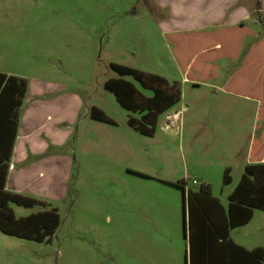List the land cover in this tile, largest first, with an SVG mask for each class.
Segmentation results:
<instances>
[{"label": "rangeland", "instance_id": "rangeland-1", "mask_svg": "<svg viewBox=\"0 0 264 264\" xmlns=\"http://www.w3.org/2000/svg\"><path fill=\"white\" fill-rule=\"evenodd\" d=\"M161 13L152 0H0V70L63 83L83 101L67 141L56 147L55 153H69L67 176L56 180L44 198L58 215L54 232L47 240L0 232V264H125L129 241L145 233L132 226L146 205L164 209L165 223L181 238L180 189L163 182L183 178L185 190L196 186L192 177L200 176L225 202L241 157L251 138H258L260 118L255 99L217 87L235 71L250 39L242 41L236 59L217 62L211 84L194 86L181 80L156 25ZM253 29L262 34L260 27ZM110 61L177 87L180 98L157 112L152 124L145 123L152 125L150 134L126 122L129 115L140 120L145 110L123 108L102 86L104 79L117 76ZM121 77L151 95L130 75ZM92 104L112 122L91 119ZM179 106V117H165ZM226 166L233 182L224 184ZM55 171L61 173V167ZM147 180L164 186L161 199ZM7 205L16 217L44 208Z\"/></svg>", "mask_w": 264, "mask_h": 264}, {"label": "crops", "instance_id": "crops-1", "mask_svg": "<svg viewBox=\"0 0 264 264\" xmlns=\"http://www.w3.org/2000/svg\"><path fill=\"white\" fill-rule=\"evenodd\" d=\"M152 1L156 9L162 11L156 19V25L165 41L167 38L173 44L172 48L166 41L171 54L172 49L177 54L178 61L173 54L172 56L183 82H191L194 86L211 84L210 81L217 75V62L236 59L242 41L249 38L250 41L239 58L235 71L217 89L225 94L226 91L241 94L259 103L253 94L264 84L261 63L258 68L250 69L245 78L230 82L232 91L226 90L227 82L237 72L248 50L257 43L264 42V26L255 17V0ZM259 4V12L264 20V0H259ZM253 27H260L262 34L257 35ZM233 28L246 31L239 38L236 53L230 57L215 58L217 53H226V30ZM259 50H264V44ZM0 72L25 78L9 71ZM25 80V90L16 111L15 135L7 160L3 188L47 202L44 198L49 196L54 182H63L67 176L69 153H55L56 147L67 141L69 126L76 119L83 101L75 89L67 88L63 83L40 80L32 76ZM261 105L258 138H251V143L238 165L241 171L234 182L228 173L229 181L233 183L225 191V202L222 203L215 197L209 186L210 195L220 207L207 208V217L204 218L198 213L194 214L193 228L188 229L181 188L173 184L174 181L163 182L180 189L181 238L175 236L173 227L165 223L164 209L156 205H146L140 211L142 219L135 220L132 226L133 230L142 228L145 233L142 239L129 241L128 247L131 250L125 264H247V251L260 247L264 254V214L255 212L256 209L264 211L263 209L251 207L250 216L246 221L226 227V196L238 181L243 166L248 162L264 161V100ZM182 110L183 107L179 106L171 113H166L165 117H179ZM62 123L64 125L60 127ZM56 166L61 167V173H56ZM225 168L229 170L227 166L223 170ZM192 179L195 182H192ZM190 180L196 186L187 187L185 190H196L199 183H207L200 176ZM146 185L157 190L158 200L164 196L161 195L165 191L161 182L149 180ZM182 186L184 190V184ZM231 215L234 220L239 219L240 208H231ZM261 263L264 264V259ZM252 264H255V259Z\"/></svg>", "mask_w": 264, "mask_h": 264}, {"label": "trees", "instance_id": "trees-1", "mask_svg": "<svg viewBox=\"0 0 264 264\" xmlns=\"http://www.w3.org/2000/svg\"><path fill=\"white\" fill-rule=\"evenodd\" d=\"M254 8L256 20L264 26V20L259 12V0H255ZM244 33L246 31L240 28L226 30V47L228 48H226V53H217L215 58L233 56L236 53L239 38ZM166 41L173 48V44L167 38ZM197 41L194 40V42ZM229 44L231 47H229ZM263 44L264 42H259L248 50L237 72L227 82L226 90L232 91L231 89L233 88L232 85H229L230 82L245 78L250 69L258 68L259 63L262 66V81L264 83V50H259ZM172 54L178 61L174 49H172ZM108 66L117 76L104 79L102 86L113 93L123 108L127 110H145L140 115V120L129 115L126 122L138 132L146 135L150 134L152 132V125L147 126L145 123L152 124L157 112L170 107L178 99L177 87L174 83L166 84L161 76L146 74L127 65L110 61L108 62ZM124 75H130L141 87L150 89L151 95L144 96L131 81L121 77ZM25 85V78L0 72V232L27 239L47 240L58 224V215L55 207L46 205L44 201L35 197L8 191L3 188L7 160L15 135L16 111L21 102ZM256 94H253L255 95L253 97H256L259 101L258 117L260 118L262 111L261 102L264 100V84L259 87ZM88 116L93 119L112 122L99 108L93 105L89 107ZM222 181L223 183L229 181L227 168L223 170ZM172 183L179 186L182 190L188 229L193 228L194 214L198 213L204 218L207 217V208L220 207L210 195L207 183L201 182L198 184L196 190L187 189L185 191L182 186L184 184L183 178ZM226 198L228 200L226 227L246 221L250 216L251 207H258L264 210V161L246 163L243 166V171L238 181L227 194ZM8 202L18 203L23 206H31L37 203L44 206V208L16 217L8 207ZM233 207L240 208L241 217L239 219H233L231 215V208ZM247 259V264H252L254 259L255 264H262L261 260L264 259L262 249L256 247L247 251Z\"/></svg>", "mask_w": 264, "mask_h": 264}, {"label": "built area", "instance_id": "built-area-1", "mask_svg": "<svg viewBox=\"0 0 264 264\" xmlns=\"http://www.w3.org/2000/svg\"><path fill=\"white\" fill-rule=\"evenodd\" d=\"M192 182H195V180H194V179H192Z\"/></svg>", "mask_w": 264, "mask_h": 264}]
</instances>
